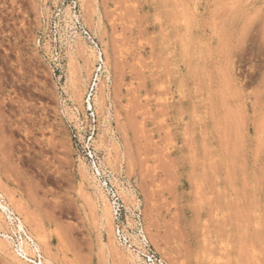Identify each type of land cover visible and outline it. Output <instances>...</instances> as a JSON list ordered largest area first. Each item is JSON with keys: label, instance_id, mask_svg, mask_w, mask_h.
I'll return each instance as SVG.
<instances>
[{"label": "rangeland", "instance_id": "obj_1", "mask_svg": "<svg viewBox=\"0 0 264 264\" xmlns=\"http://www.w3.org/2000/svg\"><path fill=\"white\" fill-rule=\"evenodd\" d=\"M0 195V264H264V0H0Z\"/></svg>", "mask_w": 264, "mask_h": 264}, {"label": "built area", "instance_id": "obj_2", "mask_svg": "<svg viewBox=\"0 0 264 264\" xmlns=\"http://www.w3.org/2000/svg\"><path fill=\"white\" fill-rule=\"evenodd\" d=\"M76 27L83 32V34L88 37L89 39H92V42H94L91 34L84 28V26L81 24L79 20H77ZM95 43V42H94ZM96 47L99 50V46L96 44ZM101 52H100V58H101ZM91 96L89 95V111L92 110L91 106ZM95 171L102 180L104 187L106 188L112 213L115 220H119L122 216L124 204L122 201V197L120 196L118 190L113 186V184L110 182L108 176L103 171L102 167L97 161H94ZM117 239L122 242L123 244L127 245L128 248L132 250L136 255L140 256L146 264H168L167 261L154 249L152 244L150 243L147 235L144 233L143 229L140 230V232L137 235V238L133 239L131 235L126 232L120 225L117 226L116 231Z\"/></svg>", "mask_w": 264, "mask_h": 264}, {"label": "bare ground", "instance_id": "obj_3", "mask_svg": "<svg viewBox=\"0 0 264 264\" xmlns=\"http://www.w3.org/2000/svg\"><path fill=\"white\" fill-rule=\"evenodd\" d=\"M102 193V192H101ZM1 196V195H0ZM103 196V200H104V214H105V216L107 217L108 215H109V208H108V205H107V201H106V199H105V196L104 195H102ZM1 198V197H0ZM0 210H3V211H8V207H7V205L3 202V201H1L0 200ZM2 212H0V214H1ZM19 230L20 231H25L26 233H27V230L25 229V226H24V224L22 223V221H20V224H19ZM1 232V231H0ZM28 234V233H27ZM5 235V238H8L7 237V235L6 234H4ZM23 239V242L21 243V248H22V254H25V253H27V252H37V251H40V247L38 246V245H36L34 248H33V245L31 246V244L29 243V241L28 240H25L24 239V237L22 238ZM28 239H30V240H34L30 235L28 236ZM35 245V244H34ZM28 254V253H27ZM33 254V253H32ZM36 254V253H35ZM26 255V254H25ZM39 255V254H38ZM28 257V256H27ZM137 257V256H136ZM139 258H140V256H138ZM137 257V258H138ZM26 260H28V261H31V260H29V259H27V258H25ZM40 263H43V260H42V258H41V262Z\"/></svg>", "mask_w": 264, "mask_h": 264}]
</instances>
